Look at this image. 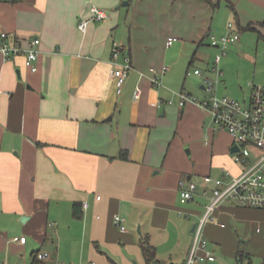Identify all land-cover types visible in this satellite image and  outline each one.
<instances>
[{
  "label": "crops",
  "instance_id": "crops-1",
  "mask_svg": "<svg viewBox=\"0 0 264 264\" xmlns=\"http://www.w3.org/2000/svg\"><path fill=\"white\" fill-rule=\"evenodd\" d=\"M212 2L0 0V30L20 36L26 46L30 37L41 38L36 71L26 66L23 54L9 60L0 54V251L22 247L31 250L26 264H50L49 255H36L51 240L58 253L69 251L67 260L89 257L116 264L101 247H124L141 252L146 261L138 243L142 237L157 250L155 239L169 228L174 212L183 226L199 213L181 202L182 179H194L202 189L207 174L240 172L230 133L212 124L199 104H179L176 89L182 82L180 90L206 95L204 70L211 71L217 50L209 35L225 32L232 21L240 38L221 61V90L245 95L252 86L250 97L255 83L246 89L243 81L264 82V0ZM91 4L109 15L82 30L79 21L91 15ZM171 35L181 41L168 45ZM114 40L133 63L121 94L112 75ZM164 65L169 68L162 72ZM192 65L203 69V75L193 73L202 93L188 79ZM151 67L159 70L162 84L152 83ZM137 85L140 98L134 97ZM160 98L174 102L158 105ZM204 133L202 157L197 145ZM182 142L192 147L189 165L180 162ZM197 196L209 201L201 192ZM191 202L201 205L198 198ZM180 209L191 214L181 215ZM250 212L264 213V208L224 201L208 233L232 232L233 222L249 220ZM115 214L124 218L126 230L115 223ZM17 235H26V241L15 240ZM190 244L180 261L171 255L166 264H182Z\"/></svg>",
  "mask_w": 264,
  "mask_h": 264
},
{
  "label": "built area",
  "instance_id": "built-area-1",
  "mask_svg": "<svg viewBox=\"0 0 264 264\" xmlns=\"http://www.w3.org/2000/svg\"><path fill=\"white\" fill-rule=\"evenodd\" d=\"M91 15L81 17L79 27L86 30L91 20H102L108 17V11L105 8L91 4ZM210 45L217 49L214 58V64L211 71L216 72L217 78L205 76L203 85L206 95L203 98H197L191 92L186 90L177 91L179 104L186 102H195L205 108L211 117V123L226 129L233 137L234 144L239 146L234 151V159L241 166L238 174H234L229 169L224 170L222 176L207 174L204 176V185L200 189L199 183L194 179H182L180 181V200L187 203L196 199L201 192L209 197L206 204V211L196 222L193 231L192 241L182 264H203L207 261H214L217 258L215 250L211 248L210 240L205 235L204 230L208 222L215 220V212L222 202H234L240 205L264 208V86L254 84L252 93L248 99H239L237 97L220 94L218 84L221 83L223 69L221 61L227 54L229 46L239 40L240 33L235 28L234 22L228 23V29L225 32L210 35ZM178 39L171 35L167 39V44L171 45ZM28 46L24 40L7 30H0V54L4 59L9 60L19 54L25 56V64L32 71L38 69L39 44L41 38L32 36L28 40ZM122 57V61L119 59ZM112 60L115 67L112 75L116 83V91L121 94L124 85L132 69L131 54L125 50L123 44L114 40L112 45ZM169 68L168 65L162 67V72ZM150 79L154 85L162 84L161 75L156 67L150 69ZM196 74L203 75V69L195 68ZM142 89L139 85L134 90V97L140 98ZM173 103V98L157 101L158 105L163 103ZM100 198V195L97 196ZM88 206V202H83ZM179 214L189 216L191 211L179 210ZM114 221L122 230H126L124 218L120 214H115ZM15 240L25 242L26 235H17ZM47 254L42 251L37 253L38 258H45ZM56 264H66L58 262ZM72 264H97L95 260L82 261Z\"/></svg>",
  "mask_w": 264,
  "mask_h": 264
},
{
  "label": "rangeland",
  "instance_id": "rangeland-1",
  "mask_svg": "<svg viewBox=\"0 0 264 264\" xmlns=\"http://www.w3.org/2000/svg\"><path fill=\"white\" fill-rule=\"evenodd\" d=\"M223 13L221 17L227 20L228 19L227 15ZM215 34H218V33H215ZM209 40H210V36H209ZM180 41L181 39H177L175 41V45H177ZM196 47L197 45H195L191 54L194 52ZM216 52L214 53V55H212V57L211 55L209 56L211 57V62H212L211 66L214 64V58H215ZM191 57L192 55L190 56L189 60L191 59ZM188 61H187L186 67L188 66V63H189ZM211 66H210V69H211ZM194 69H195V65H192L187 71L188 72L187 76L190 81V84L191 82H193L194 87L196 88L195 90L202 93V90L199 87L201 82H199V80H197L198 78H196L197 76L193 74L195 73ZM204 71L206 73L205 74L206 76H210L214 79L217 78L216 72L209 71L208 69ZM258 76H260V74H258ZM222 77L223 75L221 76V79ZM248 79L249 78H246V80L243 81L244 85L247 86L246 89H248V87L250 86L249 85L250 82L255 83L257 85L264 86V82H262L259 79H255V78H250V80ZM181 87H182V82L180 83V86L178 89H176V91H180ZM250 87L251 88L249 92L252 89V86ZM218 92L220 94H223V91L221 90V83L218 84ZM249 92H247L245 95L244 94L243 95L232 94L230 92H226V93L243 100V99L248 98L247 96L249 95L248 94ZM192 94L195 95L197 98H203L205 96L204 93L202 94L192 93ZM205 133L200 138H198L199 143L197 145L198 149L201 150L200 153L202 154V157H203L204 152L206 151V148L203 145V143L205 144L204 142L205 136H206ZM195 135L197 137L198 133H195ZM180 146L182 150L179 149L178 152L180 153V155L182 154V158L184 156V160L180 162L185 163V165H189L191 163V156H190L191 152L190 151L192 147L190 143L188 142H184V143L182 142ZM190 169H192L191 170L192 173L201 172L194 168H190ZM213 173L215 175H221L220 173H217V172H213ZM196 198L199 199V201L201 202V205H197L196 203L191 202V201H190L191 203L187 202L186 205H189L188 206L189 208L196 209L199 213L196 215H191L190 218L188 217L187 219L188 224L186 226L182 225V222H181L182 217L177 216V213L174 212L173 219H172L173 222L170 224L169 228L165 230H161L159 237L155 239V244L157 245L156 251H157L158 256L160 257V262L159 263L153 262L152 264H166V262L170 260L171 255H173L172 257L178 261H180L184 257L185 251L192 241V237H193V231H191L192 225L198 222L201 216L206 211L205 203H207L208 200L206 201V198L199 197V196H197ZM249 217H250L249 220H245L244 222H239L236 224L235 222H233V227L230 226L231 228H233L232 232L227 231L226 228H225V231H221L217 228H214V232H216V234L208 233L209 222L206 224L204 233L210 240L211 248L215 250V253L217 255L216 260L209 262L207 264H264V213H261V212L251 213L250 212ZM257 227H260V230L257 229ZM49 236H50V239L55 238V236L52 237V235L50 234ZM31 243L32 242L30 240L29 245ZM138 243H140V240L138 241ZM51 244H53V247H51ZM41 245L42 243H39L35 247H39ZM101 249L103 251H106L108 253L109 260L116 264H146V261L142 259L141 257L142 255H140L142 254L141 252L140 253L131 252L130 249H127L124 247L121 248V251L119 250L116 251L117 249L110 250L104 247H101ZM238 249H242L245 251L246 255H244L243 258H240L237 255ZM63 251L64 252L58 253L57 248L55 247L54 243H52L51 240H47L43 246L42 252L49 255L48 262L50 264L58 263L57 259H59L60 257H61L60 258L61 260L59 261L66 262V264H70L72 261L73 263L89 261L86 259H90L89 257L86 256L87 258L81 257V258H78L77 261L67 260V258H64V255L67 254V252L69 251L67 250H63ZM30 252L31 250H27V249L24 250L22 247H18V246L12 247L11 252H9L8 254L0 251V264H26L27 259H25L24 256L28 258L30 256ZM134 260H136V262H134Z\"/></svg>",
  "mask_w": 264,
  "mask_h": 264
},
{
  "label": "trees",
  "instance_id": "trees-1",
  "mask_svg": "<svg viewBox=\"0 0 264 264\" xmlns=\"http://www.w3.org/2000/svg\"><path fill=\"white\" fill-rule=\"evenodd\" d=\"M211 3L212 0H209ZM246 27H251L250 24H248ZM75 214L76 215H79L80 212L78 211V209H75ZM140 245H141V248H142V251H143V254L145 256V259L147 261V264H152L153 262H157L159 261V259L157 258V251H156V247L151 244L150 240L148 237H142L141 238V241H140ZM38 250H36L35 252H37ZM34 252V253H35ZM237 255L240 257V258H243L245 254V251L242 250V249H238L237 250ZM37 256V255H36Z\"/></svg>",
  "mask_w": 264,
  "mask_h": 264
},
{
  "label": "water",
  "instance_id": "water-1",
  "mask_svg": "<svg viewBox=\"0 0 264 264\" xmlns=\"http://www.w3.org/2000/svg\"><path fill=\"white\" fill-rule=\"evenodd\" d=\"M124 3H127V1H125ZM18 72H20V71L18 70ZM238 149H239V146L237 144H234L232 150L235 151V150H238ZM195 226H196V223L193 224V226L191 228L192 231L195 230Z\"/></svg>",
  "mask_w": 264,
  "mask_h": 264
}]
</instances>
